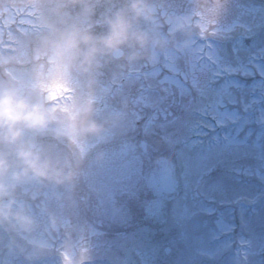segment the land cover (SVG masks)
I'll list each match as a JSON object with an SVG mask.
<instances>
[{
	"label": "rangeland",
	"instance_id": "rangeland-1",
	"mask_svg": "<svg viewBox=\"0 0 264 264\" xmlns=\"http://www.w3.org/2000/svg\"><path fill=\"white\" fill-rule=\"evenodd\" d=\"M48 1L0 0V75L35 81L49 99L90 104L105 129L37 139L77 173L92 152L131 137L144 111L167 118L146 124L145 139L173 159L179 198L166 207L160 233L147 226L112 238L84 235L75 171L62 183L28 180L16 195L34 226L0 223V264H264V0H144L147 18L134 23L156 43L132 58L128 46L121 61L101 55L55 90L44 38L67 29L100 34L114 13L130 10L129 0ZM143 188L132 201L146 199L136 197ZM165 245L177 250L174 262L162 263Z\"/></svg>",
	"mask_w": 264,
	"mask_h": 264
},
{
	"label": "clouds",
	"instance_id": "clouds-1",
	"mask_svg": "<svg viewBox=\"0 0 264 264\" xmlns=\"http://www.w3.org/2000/svg\"><path fill=\"white\" fill-rule=\"evenodd\" d=\"M129 10L130 15L114 13L100 34L67 29L44 38L52 90L56 83L70 82L77 73H88L101 55L124 54L127 45L133 49L128 53L132 58L141 54L150 41L156 43L147 29L134 23L147 18L144 0H129ZM104 129L90 104L65 102L63 97L49 99L47 91L35 81L20 82L0 75V223L12 222L30 232L34 221L24 202L17 198V188L28 180L62 183L74 174L72 162L47 150L38 136H96Z\"/></svg>",
	"mask_w": 264,
	"mask_h": 264
},
{
	"label": "flooded vegetation",
	"instance_id": "flooded-vegetation-1",
	"mask_svg": "<svg viewBox=\"0 0 264 264\" xmlns=\"http://www.w3.org/2000/svg\"><path fill=\"white\" fill-rule=\"evenodd\" d=\"M37 2L39 5L50 3L48 0H37ZM149 121V116L143 114L135 122L137 124L134 129L136 143L131 147L137 146L140 153L132 150L128 155L122 156L115 150H111L102 159H96L82 174L83 190L77 196L78 206L85 219L98 231L124 232L147 229L143 227L144 223L149 224L152 230H160L162 225L168 223L164 213L165 199L176 193L177 179L172 161L157 148L143 144V139L146 138L143 128ZM121 158H126L124 161L128 163L124 164ZM140 186L144 187V191H140L136 197L145 195L149 198L142 207L137 201L128 199L130 192L137 191ZM86 191L90 193L89 198L86 197ZM116 196L119 198L117 202H114ZM130 198L133 197L130 196ZM85 203H90L93 209L91 211L86 209ZM148 206L155 209L153 214L157 217L156 220L145 221V215L148 214L145 208ZM174 231L175 228H171L168 232L173 234ZM162 249L163 257H167L175 248L165 245ZM167 261L175 260L174 257H169Z\"/></svg>",
	"mask_w": 264,
	"mask_h": 264
},
{
	"label": "water",
	"instance_id": "water-1",
	"mask_svg": "<svg viewBox=\"0 0 264 264\" xmlns=\"http://www.w3.org/2000/svg\"><path fill=\"white\" fill-rule=\"evenodd\" d=\"M114 56H115V57H119L120 55H115V54H114Z\"/></svg>",
	"mask_w": 264,
	"mask_h": 264
}]
</instances>
